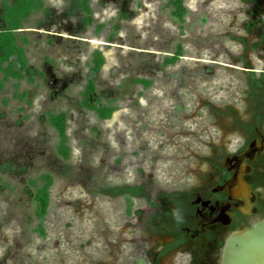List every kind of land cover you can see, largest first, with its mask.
I'll return each instance as SVG.
<instances>
[{
	"label": "rangeland",
	"instance_id": "obj_1",
	"mask_svg": "<svg viewBox=\"0 0 264 264\" xmlns=\"http://www.w3.org/2000/svg\"><path fill=\"white\" fill-rule=\"evenodd\" d=\"M45 3L24 30L33 77L0 89V264H150L161 247L150 202L106 188L144 186L158 202L199 187L217 153L239 146L235 118L249 108L243 69H264V50L253 49L263 30L247 29L259 18L256 0H185L183 28L169 0H92V26L69 10L72 0ZM179 45L183 57L165 66ZM96 50L106 63L90 75ZM90 76L103 102L117 100L106 121L82 105ZM135 79L154 84L145 90ZM50 112L67 114L69 160L57 153ZM45 173L54 185L43 238L31 180Z\"/></svg>",
	"mask_w": 264,
	"mask_h": 264
},
{
	"label": "flooded vegetation",
	"instance_id": "obj_2",
	"mask_svg": "<svg viewBox=\"0 0 264 264\" xmlns=\"http://www.w3.org/2000/svg\"><path fill=\"white\" fill-rule=\"evenodd\" d=\"M256 6L253 14L259 18L247 29L261 27L253 49L264 50V0H256ZM243 71L249 108L235 118L240 144L217 153L199 187L171 194L152 207L149 222L161 247L150 264H163L173 256H180L181 264H221L228 237L264 218V69L247 63Z\"/></svg>",
	"mask_w": 264,
	"mask_h": 264
},
{
	"label": "trees",
	"instance_id": "obj_3",
	"mask_svg": "<svg viewBox=\"0 0 264 264\" xmlns=\"http://www.w3.org/2000/svg\"><path fill=\"white\" fill-rule=\"evenodd\" d=\"M129 1V0H128ZM92 0H72L70 11L80 13L81 23L86 26H92L95 22L94 10L92 8ZM169 8H171V16L175 21L180 23L183 28L189 9L185 6V0H169ZM47 11L45 0H3L0 12V73L3 74V81L0 82V89H3L5 82L11 79L17 81L23 80L26 76L33 77L34 71L29 67L26 46L29 38L24 32L25 25L34 15L45 13ZM124 14L120 15V19ZM105 24L98 26L102 30ZM120 24L113 26V32L108 39L109 43H113V38L118 35ZM184 50L182 45L178 46V50L171 57L165 59V66L175 64L183 57ZM106 59L101 51L96 50L89 62L90 75H97L102 71ZM40 75H43L40 73ZM134 82L142 85L145 90L151 88L154 84L152 80L135 79ZM82 94V105L89 111L95 112L99 120L106 121L118 111L115 98H109L103 102V96L98 94L96 82L91 76L87 80ZM19 97H25L26 93H17ZM142 95V94H140ZM49 124L56 130L59 143L57 153L64 159L69 160L71 157L70 139L68 137V122L66 113L48 114ZM2 181L0 177V182ZM31 185L35 188L34 207L35 218L38 221L35 229L43 238L45 233V221L49 213L51 205V189L54 185V179L51 174L45 173L36 179L31 180ZM107 193L113 196H124L128 201L133 198H146L152 207H156V202L149 198L145 192L144 186H122L118 188H106Z\"/></svg>",
	"mask_w": 264,
	"mask_h": 264
},
{
	"label": "water",
	"instance_id": "obj_4",
	"mask_svg": "<svg viewBox=\"0 0 264 264\" xmlns=\"http://www.w3.org/2000/svg\"><path fill=\"white\" fill-rule=\"evenodd\" d=\"M238 183L243 185L240 179ZM221 264H264V218L228 237Z\"/></svg>",
	"mask_w": 264,
	"mask_h": 264
}]
</instances>
